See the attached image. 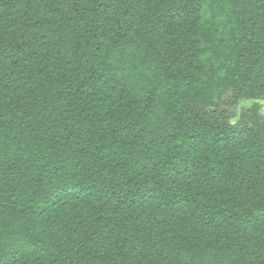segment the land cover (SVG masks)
Returning a JSON list of instances; mask_svg holds the SVG:
<instances>
[{
    "label": "trees",
    "instance_id": "1",
    "mask_svg": "<svg viewBox=\"0 0 264 264\" xmlns=\"http://www.w3.org/2000/svg\"><path fill=\"white\" fill-rule=\"evenodd\" d=\"M259 101L264 0H0V264H264Z\"/></svg>",
    "mask_w": 264,
    "mask_h": 264
},
{
    "label": "rangeland",
    "instance_id": "2",
    "mask_svg": "<svg viewBox=\"0 0 264 264\" xmlns=\"http://www.w3.org/2000/svg\"><path fill=\"white\" fill-rule=\"evenodd\" d=\"M259 105H260V107H261V110H262V112L264 113V101H259V102H257ZM253 103H249L248 102V105H252ZM243 105H245V104H243Z\"/></svg>",
    "mask_w": 264,
    "mask_h": 264
}]
</instances>
